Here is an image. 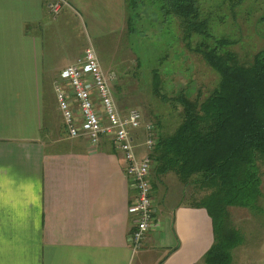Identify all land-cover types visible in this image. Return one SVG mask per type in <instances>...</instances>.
<instances>
[{
	"label": "crops",
	"instance_id": "obj_1",
	"mask_svg": "<svg viewBox=\"0 0 264 264\" xmlns=\"http://www.w3.org/2000/svg\"><path fill=\"white\" fill-rule=\"evenodd\" d=\"M54 1L0 0V16L18 38L0 40V57L11 48L28 69L20 85L14 73H0V264H205L213 235L204 208L152 206L151 227L135 250L129 239L134 216L128 213L135 192L110 137L91 148L85 135L69 137L63 121V131L46 126L41 133L44 113L36 97L49 81L55 98L53 81L63 68L43 83L49 67L33 32L48 26ZM125 10V0H61L57 14L81 15L91 32H116ZM23 95L34 96L29 106L12 99ZM16 111L24 117L17 120ZM144 135L142 127L134 132L138 159ZM157 211L170 214L172 231L160 227Z\"/></svg>",
	"mask_w": 264,
	"mask_h": 264
},
{
	"label": "rangeland",
	"instance_id": "obj_2",
	"mask_svg": "<svg viewBox=\"0 0 264 264\" xmlns=\"http://www.w3.org/2000/svg\"><path fill=\"white\" fill-rule=\"evenodd\" d=\"M198 6L200 18L207 21V34L193 35V46L200 40L212 46L215 39H225L237 60L244 63L250 62L257 53H264V0H198ZM129 17L132 20L126 27ZM80 18L81 15L68 12L49 13V18H45L48 26L33 32V39L38 45L39 40L43 44L40 57L49 67L43 74L46 77L43 83L61 68L74 63L91 45L103 72L112 75L109 87L117 108L122 112L137 108L143 120L150 122L157 133L170 134L183 114V106L176 101V96L183 91L190 98L198 95L203 98L218 81L217 73L201 55L188 50L181 40L180 22L170 10L168 0H127L121 31L91 32L84 28ZM6 19L0 16V40L16 41L18 38L13 35L17 33L8 31ZM3 50L0 73H14L20 78L16 80L20 85L28 72L24 58L15 59L11 48L10 52L7 48ZM38 59L37 56V63ZM153 69L157 79L153 77ZM43 92V96L36 97L42 100L43 111H40L44 113L41 133L46 131V126L63 131L51 82L48 81ZM33 97L23 95L12 99L29 106ZM12 115L17 120L24 117L18 111ZM143 148L146 155L145 145ZM261 172L263 194L259 204L247 209L228 207L229 222L242 239V243L231 250L230 264H264V166ZM148 179L150 181V175ZM149 194L153 207L170 211L177 204H192L206 192L183 185L169 173L160 177ZM153 214L161 218L160 227L172 231L169 213Z\"/></svg>",
	"mask_w": 264,
	"mask_h": 264
},
{
	"label": "trees",
	"instance_id": "obj_3",
	"mask_svg": "<svg viewBox=\"0 0 264 264\" xmlns=\"http://www.w3.org/2000/svg\"><path fill=\"white\" fill-rule=\"evenodd\" d=\"M168 1L179 19L181 40L188 50L201 55L218 81L203 98H190L183 91L176 96L183 106L182 119L170 134L155 131L149 152L150 184L156 187L161 176L172 173L183 185L204 190L206 194L191 204L204 208L211 219L213 241L202 261L230 264L231 250L242 239L229 222L228 207H256L263 194L264 53L244 63L225 39H215L212 46L200 40L193 46V35L207 34L198 0ZM131 20L126 19V27ZM152 73L157 79L155 69Z\"/></svg>",
	"mask_w": 264,
	"mask_h": 264
},
{
	"label": "built area",
	"instance_id": "obj_4",
	"mask_svg": "<svg viewBox=\"0 0 264 264\" xmlns=\"http://www.w3.org/2000/svg\"><path fill=\"white\" fill-rule=\"evenodd\" d=\"M60 7L61 0L49 4L53 14H57ZM110 77L112 75L107 76L103 72L94 49L89 45L81 57L59 72L53 81V91L69 137L85 135L89 147L95 148L102 136H108L121 151L126 163L125 171L135 192L128 213L134 216V228L129 239L136 250L151 227L149 152L155 144L156 133L150 122L142 120L137 108L120 113L109 87ZM140 127L144 130L143 145L147 153L138 159L134 132Z\"/></svg>",
	"mask_w": 264,
	"mask_h": 264
}]
</instances>
